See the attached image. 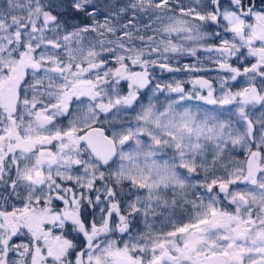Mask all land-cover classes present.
<instances>
[{"label":"snow or ice","instance_id":"obj_1","mask_svg":"<svg viewBox=\"0 0 264 264\" xmlns=\"http://www.w3.org/2000/svg\"><path fill=\"white\" fill-rule=\"evenodd\" d=\"M0 264H264V0H0Z\"/></svg>","mask_w":264,"mask_h":264}]
</instances>
